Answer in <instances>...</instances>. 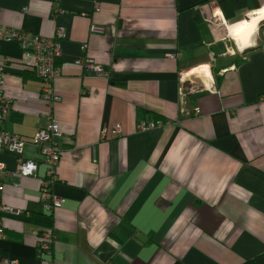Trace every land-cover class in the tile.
<instances>
[{"label":"crops","instance_id":"0c3cea01","mask_svg":"<svg viewBox=\"0 0 264 264\" xmlns=\"http://www.w3.org/2000/svg\"><path fill=\"white\" fill-rule=\"evenodd\" d=\"M218 1L0 0V28L52 38L61 27L65 34L53 110L62 154L52 186L65 202L53 214L38 200L45 167L30 143L51 109L19 47L0 41V61H11L4 94L12 110L3 128L26 142L22 157L38 163L36 177L2 178L0 202L15 212H1L0 259L241 264L264 253V21L241 48L231 34L247 26L248 9L214 18ZM54 2L64 13L53 17ZM252 4L262 8L264 0ZM80 60L103 73H88ZM210 78L216 93L207 91ZM150 121L169 124L136 131ZM16 160L0 153L7 173ZM43 230L56 236L48 263L36 258Z\"/></svg>","mask_w":264,"mask_h":264},{"label":"built area","instance_id":"2783aa9c","mask_svg":"<svg viewBox=\"0 0 264 264\" xmlns=\"http://www.w3.org/2000/svg\"><path fill=\"white\" fill-rule=\"evenodd\" d=\"M98 9L96 8V11ZM52 16L54 17L58 13H63L57 5H54L51 9ZM215 15V14H214ZM91 31L101 32V29L92 27ZM65 37L64 30L58 27L55 30V34L52 38H47L39 35H33L26 32H20L11 29L0 28V41L14 42L19 47L21 53L20 63L26 68L32 70L36 77L42 82L41 88V100L45 104L58 103L60 98L55 95L52 90L50 93L49 85L54 79L60 76V70L56 65L57 60L61 56L60 52V41ZM83 46V50H85ZM172 59H178V54H171ZM6 60V59H5ZM7 61V60H6ZM81 65L88 73L101 75L103 73L102 68L96 65L92 61H77L75 62ZM3 75L4 66L0 65V153L7 151L8 153L15 155L17 160L15 169L11 172H6L5 166L0 163V192L3 190L2 175L7 174L9 177L17 178L21 180L25 177L34 176L37 171L38 163L32 159H25L23 151L26 142L18 135L11 134L4 130L3 122L8 116L11 108L10 102L3 95ZM181 80L184 79L181 76ZM205 85L199 83L195 85V91L200 92L204 90ZM210 84L207 91L210 93H216L215 89ZM185 86L183 83L180 85V100L184 101L185 97ZM182 111V108H181ZM200 111L198 109L194 112V117L199 116ZM169 122L164 124L161 121H150L140 122L136 124V131L139 133L149 132L158 128H162L168 125ZM113 134L120 135L121 129L119 126L113 127ZM62 132L59 123L56 120L49 119L46 126L43 129H38L35 135L30 140V143L34 146L37 152L41 156V163L46 168L45 175L39 183V201L42 205L43 210L47 214H53L54 211L60 209L65 200L57 197L53 193L52 186L57 181V167L61 159L62 148H61ZM0 210L14 213L12 208H7L0 205ZM12 213V214H13ZM3 226L0 222V239L3 237ZM55 230L41 231L37 234V255L42 253L50 254V248L53 240L55 239ZM40 257V256H39ZM0 264H18L16 260L12 259H0Z\"/></svg>","mask_w":264,"mask_h":264},{"label":"trees","instance_id":"16d2710c","mask_svg":"<svg viewBox=\"0 0 264 264\" xmlns=\"http://www.w3.org/2000/svg\"><path fill=\"white\" fill-rule=\"evenodd\" d=\"M248 2H249V0H220V1H218V3L217 4H219V8H220V10H221V12L223 13V15H224V17L227 19V20H229V19H231L232 18V16H233V14H234V12L236 11V10H239V9H248L249 10V12L251 11V10H258V8H260V5H257V4H252V5H248ZM231 12V13H230ZM11 61H6L5 59L3 60V62H1L0 61V65H5V64H9ZM57 62H58V60H57ZM56 62V65H57V67H58V63ZM24 68L26 69V72L27 73H31L32 75H33V77H35L37 80H39L40 81V84H41V88H42V82H41V80L39 79V78H37L36 77V75H35V73L34 72H32V70H30V69H28V68H26L25 66H24ZM59 68V67H58ZM59 70H60V68H59ZM60 73H61V71H60ZM4 75H5V73H4ZM3 75V81H4V85H3V90H2V93H3V95L5 96V94H4V86H5V76ZM61 75V74H60ZM60 77V76H59ZM58 77V78H59ZM57 79V78H56ZM56 79H54L53 80V82L49 85V89H50V93H51V90H52V92L55 94V95H57L56 94V92H55V90H54V82H55V80ZM40 95H41V92H40V94H39V97H40ZM58 96V95H57ZM6 97V96H5ZM59 97V96H58ZM7 98V97H6ZM60 98V97H59ZM7 100L10 102V100H9V98H7ZM40 100H41V97H40ZM42 101V100H41ZM42 103L45 105V106H47L49 109H51V111L49 112V116H50V119H53V120H55L54 118H53V110H54V105H56V104H58V103H51V104H45L43 101H42ZM10 108H11V110H12V103L10 102ZM11 110H10V112H11ZM9 112V113H10ZM48 122V121H47ZM46 122V123H47ZM46 123H45V125L43 126V127H39L38 129H43L45 126H46ZM37 129V130H38ZM37 132V131H36ZM35 132V133H36ZM12 134V133H11ZM17 135V134H16ZM19 136V135H18ZM46 169V168H45ZM36 173H37V171H36ZM36 173H35V175L34 176H31V177H36ZM6 175V174H5ZM5 175H2V177L1 178H3ZM44 175H45V172H44ZM44 175H43V177H44ZM43 177H41V178H39V180H38V182L40 183V180L43 178ZM26 178V177H25ZM23 179V178H22ZM21 179V180H22ZM57 181H58V175H57ZM56 181V182H57ZM55 182V183H56ZM54 183V184H55ZM3 184V183H2ZM3 191H4V184H3V190L0 192V195L3 193ZM38 200H39V186H38ZM40 202V201H39ZM41 204V203H40ZM0 205L1 206H3L2 204H1V202H0ZM1 212H4L3 210H0V222H1V225L3 226V231H5V225H4V222H3V220H2V215H1ZM36 237H37V235H36ZM5 238V235H4V233H3V237L0 239V240H2V239H4ZM55 240H56V237H55V239L53 240V242H52V244H51V250H50V254L48 255V254H46V253H42V255H37L38 253H37V250H36V247L38 246V245H36V247H35V251H36V258H37V260L41 263V262H50L51 261V257L53 256V245H54V242H55ZM241 264H264V253H261V254H258V255H256V256H254V257H252L251 259H248V260H245L243 263H241Z\"/></svg>","mask_w":264,"mask_h":264},{"label":"bare ground","instance_id":"6f19581e","mask_svg":"<svg viewBox=\"0 0 264 264\" xmlns=\"http://www.w3.org/2000/svg\"><path fill=\"white\" fill-rule=\"evenodd\" d=\"M248 24L240 32L231 34L232 38L237 41L238 45L246 47L248 44L249 38L255 32L257 26L264 21V7L254 10L247 14Z\"/></svg>","mask_w":264,"mask_h":264},{"label":"rangeland","instance_id":"374dc122","mask_svg":"<svg viewBox=\"0 0 264 264\" xmlns=\"http://www.w3.org/2000/svg\"><path fill=\"white\" fill-rule=\"evenodd\" d=\"M54 5H57V7H58L60 10H62V9L60 8V6L58 5L57 2H54V3H53V6H54ZM260 7H261V6H260ZM214 9H217V11L214 12L215 15L213 14V17L215 18L216 15H217L216 12H220L221 10L218 9L217 7L214 8ZM62 11H63V10H62ZM246 11H247V10H246ZM251 11H253V10H251ZM251 11H250V12H251ZM24 12H26V10H24ZM248 12H249V10H248ZM248 12H246V14H245V16H244L243 18H247L246 16H247ZM63 13H64V11H63ZM58 14H60V13H58ZM221 14H222V13H221ZM219 18L221 19V21L224 22V17H223V15L220 16ZM243 20H244V19H243ZM246 23H247V20H246ZM230 37H231V36H230ZM231 38H232V37H231ZM232 40H233L234 44L238 46L237 41H235L233 38H232ZM202 83H203V82L201 81V84H202ZM203 85H204V84H203ZM194 87H195V85H194ZM60 101H61V99H60ZM60 101H59V102H60ZM59 102H58V103H59Z\"/></svg>","mask_w":264,"mask_h":264},{"label":"clouds","instance_id":"9594fccd","mask_svg":"<svg viewBox=\"0 0 264 264\" xmlns=\"http://www.w3.org/2000/svg\"><path fill=\"white\" fill-rule=\"evenodd\" d=\"M210 82L212 83L211 78H210ZM211 83H210V84H211Z\"/></svg>","mask_w":264,"mask_h":264}]
</instances>
